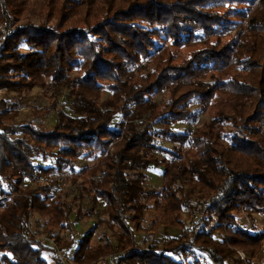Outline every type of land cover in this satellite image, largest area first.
<instances>
[{"label": "trees", "instance_id": "1", "mask_svg": "<svg viewBox=\"0 0 264 264\" xmlns=\"http://www.w3.org/2000/svg\"><path fill=\"white\" fill-rule=\"evenodd\" d=\"M101 1L0 0V264H197L190 245L263 262L264 0ZM35 88L49 104L33 117L54 113L51 129L18 121ZM37 174L45 184H24ZM152 207L180 234L136 248Z\"/></svg>", "mask_w": 264, "mask_h": 264}, {"label": "rangeland", "instance_id": "2", "mask_svg": "<svg viewBox=\"0 0 264 264\" xmlns=\"http://www.w3.org/2000/svg\"><path fill=\"white\" fill-rule=\"evenodd\" d=\"M58 5L60 3V0H56ZM62 1V0H61ZM94 4L98 1L102 2L101 0H93ZM118 4H124L122 2V0H118L117 1ZM119 7H117L118 9ZM88 8L84 7L82 9H80L81 11V14H84L86 13V10ZM41 13V11L39 10V8L36 9V11L34 12V14L37 16V14ZM41 17V16H39ZM38 22H39V19H36ZM191 52L190 49H186L184 50V55H188L189 53ZM104 98L108 96V93H104ZM164 98V97H163ZM49 102L47 100V98H44L43 95H42V90L41 88H35L34 92L27 98L26 100V103L24 105V107L21 109V113H20V117H19V123H22V124H25L27 123L28 121L32 120V119H35L33 117V114H34V111L36 110V108H41L45 105H48ZM215 112V108H213V112L209 113V114H205L203 116V119H202V122L203 121H209L211 120L212 118V115L214 114ZM54 113H51L50 115L48 116H44L42 118H36L35 120H37V122H40V123H43V125L47 128V129H51L55 122H54ZM95 163V160L93 159H81L77 162L76 164V169H83L84 167H91L93 166ZM162 174H163V168L162 167H155L154 169L150 170V172H148V188L150 190L152 189H155V188H160L161 186H163V181H162ZM61 179V192H60V197L62 200L65 199V195L66 193H70L72 194L73 191H74V188L78 187L79 183L78 184H75V185H72L70 182H71V179L72 177L70 178H60ZM60 182V180H59ZM87 189H88V186H87ZM89 192V190H88ZM86 192V194L88 193ZM76 194V193H75ZM74 194V196H75ZM85 194V195H86ZM73 195V194H72ZM73 197V196H72ZM88 197L91 198V196L89 195ZM89 199V198H88ZM87 198L86 200H84V203H83V206L84 208L88 206V203L87 201H89ZM67 200V199H66ZM76 203H78V201H76ZM99 209L101 208V206H104V204L99 201ZM102 209V208H101ZM104 209V208H103ZM98 208H97V212L95 210V214H98ZM155 212L153 210V207L151 208V210L149 212H146V215L144 216V222L142 224V227H141V232L140 234H136V242L139 244V246H136V248H143V249H148V246L149 245H152V244H155L156 243H162L164 242L166 239L168 238H172V237H177L181 231L180 229H175V230H170V228H168L167 226H164V225H157V222H155ZM188 216L186 215V213L184 214V218L186 219ZM242 217H243V226L242 228L244 229H247V230H252L254 231L255 230V227H253V219L251 220L244 212H242ZM35 218V215L32 217V220H34ZM254 223L256 224L255 226L257 227V230L260 231V232H264V219L261 218V217H257V218H254ZM47 219H44L41 221V225L43 226L45 223H47ZM189 224H191V222H189ZM95 225V216L93 218H90V219H83L81 220L80 224H77L76 226V232H77V235L81 236L83 234V232L87 231L89 228H91L92 226ZM33 228V226H32ZM237 230V229H236ZM104 231V228L100 229L97 233V235L95 236L94 239H98L99 237V233L101 234L102 232ZM61 233V231H60ZM63 234V233H62ZM191 246V249L192 250H199L201 249L202 252H210L208 249H204V248H201V247H198L196 245H190ZM262 247L258 248L257 249V252H261L264 256V241L262 243V245H260ZM233 249V248H231ZM236 251V249H235ZM126 252V251H125ZM155 252L158 254V255H166V256H174L176 254L172 253V252H165L161 249H157L155 250ZM120 253H123V252H120ZM212 254V253H211ZM116 254H111L110 257H115ZM213 255V254H212ZM237 256L243 261L245 262L246 264L247 263V254L244 250L242 249H238L237 250ZM60 257V255H59ZM174 257H178L181 261H184L186 264H191L192 263V258L191 257H179L178 255L174 256ZM214 258V256H212ZM48 258V257H47ZM49 259V258H48ZM64 259V257H63ZM107 257L104 259V258H101L99 259L98 261H96L95 263H92V264H107ZM215 259V258H214ZM51 261V260H49ZM71 259L69 258V262L67 260V263L68 264H72L71 263ZM194 261L199 264L197 262V257L194 259ZM254 261V260H253ZM263 261V260H262ZM215 262L218 263V264H221L219 263L216 259H215ZM252 262H250L249 264H251ZM255 264H257V262L254 261ZM258 264H264V261L263 262H259Z\"/></svg>", "mask_w": 264, "mask_h": 264}, {"label": "built area", "instance_id": "3", "mask_svg": "<svg viewBox=\"0 0 264 264\" xmlns=\"http://www.w3.org/2000/svg\"><path fill=\"white\" fill-rule=\"evenodd\" d=\"M47 181V178L42 175V174H37L34 178H29V177H26L24 179V184L26 185H30V186H36V185H39V184H45ZM13 197V196H11ZM5 200V197H0V203L3 202ZM32 219V218H31ZM31 222V220H30ZM29 233L33 234V230L30 228L29 226ZM39 239L41 240H49V238H46V237H39ZM197 252V262L199 264H218L215 262V259L212 257L213 255L209 252H202L201 249H197V250H194ZM124 255V253H116L115 257H107V264H113L114 261L120 257H122ZM60 259L62 261H64L63 259V256L60 255Z\"/></svg>", "mask_w": 264, "mask_h": 264}]
</instances>
